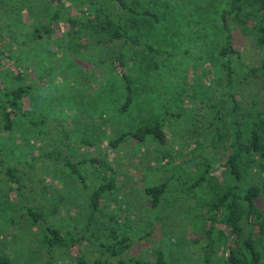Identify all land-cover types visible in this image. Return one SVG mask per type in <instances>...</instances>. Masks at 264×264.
I'll return each instance as SVG.
<instances>
[{
    "label": "rangeland",
    "instance_id": "obj_1",
    "mask_svg": "<svg viewBox=\"0 0 264 264\" xmlns=\"http://www.w3.org/2000/svg\"><path fill=\"white\" fill-rule=\"evenodd\" d=\"M144 1L150 4L149 0ZM170 1L172 7L169 5L165 11L160 8ZM227 1H154L163 12L164 22L159 26L162 36L158 45L150 30L149 37L145 31L143 36L168 55L151 53L145 47L126 49L124 72L130 82V105L126 80L119 66L109 61L121 51L122 41L99 45L96 43L99 38H85L80 51L65 47L61 52L53 47L50 58L43 54L39 44H31L32 51L26 59L45 56L49 67L47 75L40 79L43 75L36 73L34 66H27L30 65L27 60L19 63L25 66L21 71L28 72L35 87L25 109L31 112L29 104H32L36 123L28 128L19 120L12 134L0 131V149H4L0 158L7 156L13 164L38 159L32 169L24 168L31 175L29 188L34 187L31 193L29 189L25 193L30 204L43 207L49 225L70 237L82 236L90 216L91 193L114 178L115 188L103 193V213L95 216L92 229L86 233L88 237L95 235L108 244L110 230L116 227L120 234L131 238L132 246L123 255L126 258L152 261L154 252L161 249L172 263L205 264L206 234L198 217L203 213L200 201L214 197L216 188L225 190L234 183L224 176L221 167H216L212 171L216 177L213 185L190 189L199 176L195 174L203 169L204 159L218 165L232 151L234 130L224 127L230 125L227 110L232 107L227 97L228 74L218 56L226 34L221 13L228 8ZM72 12L77 13L74 9ZM230 26L233 46L238 52L231 56L236 74L232 93L240 105L237 114L242 121L253 120L256 113L264 112V74L250 76L247 72L248 68L262 66L264 47L258 44L252 31L245 32L233 20ZM61 28L66 29L63 25ZM62 44L68 46L65 39ZM157 123L166 134L164 144L147 135L143 140L129 137L117 147L110 145L124 133ZM216 127L222 129L217 139ZM54 152H60L55 154L73 163L99 158L113 170L104 175L96 169L97 165L81 167L80 172L86 178L84 184L69 173L63 161L55 157L39 159ZM3 170L0 166V254L12 257L14 264H80V259L85 264L97 261L107 264L108 256L101 253L95 238L72 249L54 247L49 252L46 225L33 226L31 217L20 210V204L15 206L19 214L12 210L9 203L14 202L15 195L3 181ZM251 173L247 182L259 183L257 168ZM165 182L167 192L160 205L152 208L146 188ZM57 205V214H52ZM148 231L152 234L148 235ZM256 239L264 264V237ZM227 252L221 247L212 264H222ZM108 263L117 264L114 260Z\"/></svg>",
    "mask_w": 264,
    "mask_h": 264
},
{
    "label": "trees",
    "instance_id": "obj_2",
    "mask_svg": "<svg viewBox=\"0 0 264 264\" xmlns=\"http://www.w3.org/2000/svg\"><path fill=\"white\" fill-rule=\"evenodd\" d=\"M149 1L150 4L144 0H0V131L12 134L19 120L26 123L28 128L36 123L33 121L32 104H29L31 112L25 109V102L34 95L35 87L28 72L21 71V68L25 66L19 65L20 62L27 60L26 58L32 51L30 46L33 43L39 44V48L43 47V54L50 58L54 54L53 47H57L61 52L65 51V47L67 50L80 51L85 38H99L96 40L99 45H111L122 41L124 45L121 51L116 56L110 57L109 61L119 66L118 69L126 80L130 105L131 89L128 86L130 82L124 72L126 49L129 46L142 49L145 47L151 53L168 55L166 50L156 49L150 45L145 36L149 37L150 30L158 45L157 41L162 36L159 35L161 29L159 26L164 22L161 9L167 10L172 2H166L165 6H160V9L159 6L154 5L156 0ZM227 6L228 8L221 13L226 34L218 56L223 59L222 67L228 74L227 97L232 107L227 110L231 118L230 125L224 124V127L228 130L233 127L232 151L218 165L204 159L203 169L195 174L199 176L192 182L190 189H202L205 184L213 185L212 180L215 181L213 178L216 177L212 171L216 167H221L224 170V176L234 181L225 190H221V187L216 188V194L210 200L200 201L199 207L203 213L198 217L202 221L201 227L204 225L206 234L203 246L205 264H212L214 258H218L217 252L221 247L228 251L222 264H261L263 252L256 238L257 236L264 237V112L256 113L253 120L248 118L249 120L242 121L238 117L240 105L232 93L236 86V74L231 65V56L238 55V52L233 46L234 35L230 21L233 20L236 26H242L245 32L252 31L256 34L258 44L264 47V0H228ZM73 9L77 11L76 15L72 12ZM62 25L66 29H62ZM172 27L173 25L170 26V32ZM143 31H145V36H143ZM64 39L68 46L63 47ZM46 57L27 60L30 64L27 66H34L36 73L43 75L40 79H44L49 69L46 66ZM247 73L250 76L264 74V60L261 67L248 68ZM127 105L123 111L126 110ZM218 117H220L219 113H217ZM215 132V139L220 138L222 129L216 127ZM147 135H153L161 144L167 141L161 124L157 123L153 126H141L135 132L124 133L117 140L111 141L110 145L117 147L122 140L129 137L143 140ZM2 153H4L3 148L0 149V156ZM55 153L60 152L46 154L39 159L55 157L63 161L69 173L84 184L86 178L80 172L81 167L89 164L97 165L96 169L104 175L113 170L106 161L99 158L73 163ZM37 162L38 159L34 158L13 164L7 156L0 158V166L4 169L5 180L3 181H6L7 189L13 192V196L15 195L14 202L9 203L12 210L19 214L15 206L19 207L20 204V210L31 217L30 221L33 226L41 223L46 225L45 242L49 252L54 247L72 249L84 242H91L95 238L101 253L108 256L107 264L110 260H114L117 264H175L167 260L165 251L161 249L154 252L155 258L152 261L124 257L123 255L132 246L131 238L120 234L116 227L110 230L108 244L102 243L95 235L91 237L86 235L93 227L95 216L103 213L102 195L106 190L115 188L114 178L109 180L108 184L99 185L91 193L90 216L86 222L87 230L82 236L70 237L58 228L49 225L46 222L47 214L43 211V207L30 204L26 198L28 193H25L28 189L31 193L34 187L29 188L28 179L31 175L24 168L32 169ZM255 167L260 176V182L250 184L246 179L247 176L253 174L251 170ZM167 187L168 183L165 182L146 188L152 208L160 205L162 196L167 192ZM212 189H214L213 186ZM260 205H263V208ZM57 212L58 205L51 213L57 214ZM255 230L256 233H254ZM147 233L151 235L152 231ZM14 262L12 257L0 254V264H14ZM79 263L85 264V261L80 259ZM101 263V261L95 262V264Z\"/></svg>",
    "mask_w": 264,
    "mask_h": 264
}]
</instances>
